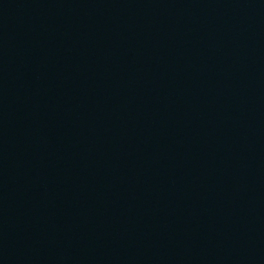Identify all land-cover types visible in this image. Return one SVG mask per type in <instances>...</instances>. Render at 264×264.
<instances>
[{
  "label": "water",
  "instance_id": "95a60500",
  "mask_svg": "<svg viewBox=\"0 0 264 264\" xmlns=\"http://www.w3.org/2000/svg\"><path fill=\"white\" fill-rule=\"evenodd\" d=\"M0 264H264V0H0Z\"/></svg>",
  "mask_w": 264,
  "mask_h": 264
}]
</instances>
